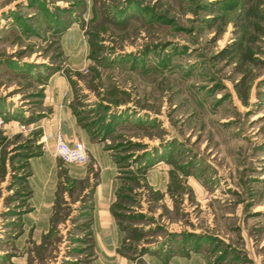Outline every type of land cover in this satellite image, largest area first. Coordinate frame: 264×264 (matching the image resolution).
Listing matches in <instances>:
<instances>
[{
  "label": "rangeland",
  "instance_id": "374dc122",
  "mask_svg": "<svg viewBox=\"0 0 264 264\" xmlns=\"http://www.w3.org/2000/svg\"><path fill=\"white\" fill-rule=\"evenodd\" d=\"M0 264H264V0H0Z\"/></svg>",
  "mask_w": 264,
  "mask_h": 264
},
{
  "label": "crops",
  "instance_id": "0c3cea01",
  "mask_svg": "<svg viewBox=\"0 0 264 264\" xmlns=\"http://www.w3.org/2000/svg\"><path fill=\"white\" fill-rule=\"evenodd\" d=\"M48 96L49 97H47V100H52L50 102V105H53V111L52 114L45 119L44 124L46 138L49 141L48 143L50 145V148L53 147L52 150L55 148L58 134L64 135L65 138L71 143L75 140L83 141L87 145L91 157L99 160L102 170V184L100 185V188L105 190L112 189L110 182H112L115 168L114 163L111 159V155L109 154L108 150L104 149V146H100V143L93 142L86 130L83 129L82 126L79 124L77 116L73 113L70 107V101L72 100L73 94L69 92L68 87H61L57 88L56 90H52L51 92H48ZM44 154L47 155L46 152ZM83 168H80V172H75L74 175L85 174L87 170ZM104 184L105 187L103 186ZM97 206L99 207L97 209V215L99 214L101 216L102 212L107 211L106 209H103V207H108L109 205L106 203H102L101 201L99 202V204H97ZM97 218L98 217H96V219ZM106 238L107 241H109L110 243L111 240L108 239H112V236L110 234H107Z\"/></svg>",
  "mask_w": 264,
  "mask_h": 264
},
{
  "label": "built area",
  "instance_id": "2783aa9c",
  "mask_svg": "<svg viewBox=\"0 0 264 264\" xmlns=\"http://www.w3.org/2000/svg\"><path fill=\"white\" fill-rule=\"evenodd\" d=\"M54 155L64 162L78 165H85L90 159L89 149L83 141L75 140L71 143L62 134H58Z\"/></svg>",
  "mask_w": 264,
  "mask_h": 264
}]
</instances>
